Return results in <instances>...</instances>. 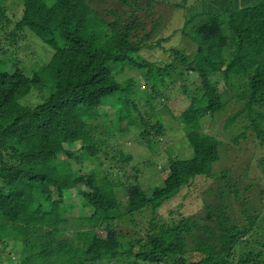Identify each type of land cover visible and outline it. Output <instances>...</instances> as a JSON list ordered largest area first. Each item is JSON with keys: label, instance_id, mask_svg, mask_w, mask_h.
<instances>
[{"label": "trees", "instance_id": "trees-1", "mask_svg": "<svg viewBox=\"0 0 264 264\" xmlns=\"http://www.w3.org/2000/svg\"><path fill=\"white\" fill-rule=\"evenodd\" d=\"M113 1L116 5L97 8L88 0H18L16 14L6 12L0 0V52L6 62H0V244L11 241L19 250L15 258L0 257V264H188L182 258L188 252L186 236L201 263L264 264V240L251 241L249 232L258 215L248 216L249 224L238 228L227 224L229 218L217 205L213 227L182 217L150 224L152 233L145 238L108 223L100 227L95 218L97 212L119 208L123 197L128 215L145 208L154 213L195 176L212 174L218 141L202 131L203 116L211 120L235 106L227 122L242 117L235 124L240 132L232 137L234 143L254 146V135L259 146L264 143V0H212L215 5L201 0V10L189 6L180 36L195 52L191 57L170 47V60L164 63L139 55L165 39L151 38L155 21L145 23L140 12L160 15L155 0ZM37 41L40 53L22 69L17 47L22 43L32 54ZM138 72L142 88L122 83ZM190 72L198 83L186 76ZM162 84L177 86L186 99L178 115L165 109L183 125L192 154L181 157L169 147L168 173L148 191L126 181L135 176H128L132 157L116 148L117 135L136 128L150 149L158 144L164 134L160 118L141 115L135 103L139 97L130 93L138 90L152 110L160 103L156 95L164 91ZM32 93L38 95L34 104L26 99ZM103 137L115 141L107 148ZM75 145L96 166L84 173L73 169ZM100 153L105 160L119 158L121 173L102 169ZM263 158L259 162L264 165ZM119 173L126 182L115 178ZM72 189L80 192V203H66ZM117 189L124 193L119 196ZM71 220L100 229L64 236ZM203 229L206 239L194 234Z\"/></svg>", "mask_w": 264, "mask_h": 264}, {"label": "rangeland", "instance_id": "rangeland-1", "mask_svg": "<svg viewBox=\"0 0 264 264\" xmlns=\"http://www.w3.org/2000/svg\"><path fill=\"white\" fill-rule=\"evenodd\" d=\"M4 1L3 6L6 7V12L19 13L18 7L16 8L18 0ZM88 1L97 6V8H102L104 6L111 7L115 4L113 0ZM200 1L201 0H155L156 10L160 12V15L156 13L147 14L145 11H140L145 17L143 18L145 23L150 20L155 21L151 38L161 35L165 39L160 40V44H152V47L144 48L140 51L139 55L147 61L164 63L170 60L168 55L171 56V53L168 49L170 47H176L181 48L192 57L195 52L194 45L183 40L180 36V32L186 20V11L189 6L190 8L197 6L198 9L201 10L203 5L200 4ZM202 1L208 4L209 2L211 4L213 3L212 0ZM2 36L1 33L0 38ZM29 38L30 37L27 36V40H29ZM36 44L38 45L33 47L32 54L27 53L24 47H21L22 43L17 47L15 57L18 66L22 69L32 64L34 53H40L39 42L37 41ZM2 48L5 49L3 44ZM6 48H8V45H6ZM1 59H5V56L0 52V62H2ZM3 63H6L5 60H3ZM141 75V72H138V74H129L127 77L122 78V83L127 81L130 83L134 82L136 88H142L144 82L141 79ZM186 76L196 79V83H198L197 75L192 72L188 73ZM165 81L167 82V78H165ZM160 87L164 90L160 92L162 95H156L160 103L152 110L148 109V105L145 104V100L143 99L145 98L144 95L138 90L136 93L137 95L130 93L133 98L139 97L138 101L135 103L141 115H155L160 118L164 127V134L158 138V144L150 149V147L138 138L136 135L138 133L136 128L129 131V134L124 133L122 136L117 135L118 140L116 143V148L117 145H119V147L123 149V152H129L132 157L131 161L128 163L130 164L128 176H135L128 178L126 181H131L133 183L137 182L141 189L148 191L152 190L154 187L160 186L168 173L169 162L167 151L169 147L174 149L175 154L181 155V157H188L192 154V149L186 141L185 134L182 130L183 125L180 122L172 120L170 114L165 109V107L170 108L175 115H178L179 112L186 107V99L180 94L177 86L167 87L166 84H162ZM37 98L38 95L32 93L26 99L28 103L34 104ZM166 98L168 99L167 101ZM112 106H102L101 111L106 109L110 110ZM236 109L237 107L231 106L227 108L224 113L217 115L211 120L209 117L206 119L205 116L201 118L202 131L210 133L218 141L219 157L212 165V174L195 176L188 185L183 186L174 197L164 202L154 213H152L150 209L145 208L139 212L128 215L125 213L127 198H120L119 208L112 211L95 213V218L98 220L100 227L108 223L114 229H122L128 233H136L142 238L152 233V230L149 229L150 224L152 226H160L163 222L169 224L171 220H178L182 217L189 218L191 221H196L200 225L213 227L215 225V219L212 212H216L215 207L218 205L221 208L219 210L224 216L229 218L227 224H235L238 228H242L249 224V221L246 219L248 216L252 217L258 215L259 219L257 218L255 220V223L249 230V232L253 234L250 240L253 241L255 237L264 240V165L259 162V159L264 157V143L259 146L258 143H260V141L255 135L254 140L258 147L255 144L252 146L249 142L244 143L241 140H239V144L234 143L232 137L240 132L236 129L235 124H237L236 122L241 120L242 117L233 120V124H228L227 122L228 117ZM132 114L137 118L139 117L135 111H133ZM109 116L112 117L113 114L111 113ZM148 119L153 121L150 117H148ZM134 135L135 137H133ZM103 139L107 140V148L110 147L112 141H115L110 137H103ZM84 141L85 140H82L81 142ZM72 149L76 150L75 152L77 155L71 160L73 169L75 168L80 173H84L92 169L93 166H96L95 162L89 160V153L85 150L81 151L79 145L73 146ZM100 155V159L104 161L103 164L100 165L102 169L109 167L113 173L118 170L120 171V169L122 171V164L119 158L117 161L105 160V155L103 153H100ZM120 173L115 178H117L118 181L121 180L124 182L125 179ZM80 189H85V186H81ZM117 190L119 196L124 193L120 189ZM65 201L66 203H80V192L75 189L70 190L69 193L65 195ZM208 207H211V209H207ZM72 210V213L75 215L79 213L78 208ZM152 218L153 221L150 223L149 220ZM99 229L98 226L93 227L90 224L87 225L85 222L83 224H78L77 221L71 220L69 226L63 230V233L64 236H68L69 234L72 235L75 231H79L81 235L85 236L90 234L93 230ZM194 234L202 238L206 237L204 229L194 230ZM186 238V248L188 252L182 254V258L185 262L188 264H210L208 262H199L200 255L195 249L194 242L189 236H186ZM207 240L210 241V239ZM149 246L150 245H148L147 248H149ZM11 249H14V251ZM10 251H12L11 254H9ZM18 254L19 250L12 246L11 241L7 242L6 246L0 244V257L6 255L12 259L18 256Z\"/></svg>", "mask_w": 264, "mask_h": 264}]
</instances>
